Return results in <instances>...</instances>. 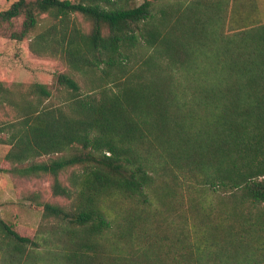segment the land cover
Here are the masks:
<instances>
[{"label": "trees", "instance_id": "16d2710c", "mask_svg": "<svg viewBox=\"0 0 264 264\" xmlns=\"http://www.w3.org/2000/svg\"><path fill=\"white\" fill-rule=\"evenodd\" d=\"M230 2L14 0L0 10V27L22 16L12 39L83 84L66 72L23 90L0 80V105L15 109L0 123L9 173L49 175L52 194L69 200L28 195L44 221L34 238L0 219V264H264V23L227 28ZM180 188L193 193L184 200ZM151 201L175 225L161 226Z\"/></svg>", "mask_w": 264, "mask_h": 264}, {"label": "rangeland", "instance_id": "374dc122", "mask_svg": "<svg viewBox=\"0 0 264 264\" xmlns=\"http://www.w3.org/2000/svg\"><path fill=\"white\" fill-rule=\"evenodd\" d=\"M14 0H0V10L8 7ZM75 1V0H72ZM230 15L228 25L232 28L240 26L242 21H253L264 23V0H231ZM42 21L48 22V17L42 15ZM75 18L83 31L89 29V23L80 14H75ZM247 18L246 20H243ZM22 16L3 23L0 27V80L5 85L23 90L31 82H42L50 85L54 84V72H66L82 81L75 72L67 65L54 57L38 56L28 48V40L16 41L10 37L12 31L20 29ZM46 21V22H45ZM15 116V109L9 104L0 105V123L11 120ZM9 149V145L3 143L0 135V219L10 225L20 235L34 238L38 235L40 225L44 223L41 211L33 209L27 199L32 192L39 193V200L66 205L69 200L65 197L55 196L51 192L52 178L49 175H37L31 177H19L9 173L10 163L4 159V155ZM48 156H41L38 160L47 159ZM70 169H66L59 175L62 184H68L67 176ZM182 198L190 195L184 188ZM191 190V188H190ZM147 210L157 215L160 225H175L177 217L173 212L161 210V214L155 211L156 203L151 201L147 204ZM121 216L129 212L128 204L125 200H118L114 205ZM139 212V211H138ZM132 215V214H129ZM42 234V232H41ZM44 234V232H43ZM0 252V260L1 255ZM1 262V261H0Z\"/></svg>", "mask_w": 264, "mask_h": 264}]
</instances>
